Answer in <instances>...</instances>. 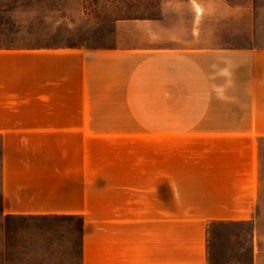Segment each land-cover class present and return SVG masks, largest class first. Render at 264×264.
<instances>
[{
	"label": "crops",
	"instance_id": "1",
	"mask_svg": "<svg viewBox=\"0 0 264 264\" xmlns=\"http://www.w3.org/2000/svg\"><path fill=\"white\" fill-rule=\"evenodd\" d=\"M191 1L107 46L0 48L3 213L73 219L78 264H264V0Z\"/></svg>",
	"mask_w": 264,
	"mask_h": 264
},
{
	"label": "rangeland",
	"instance_id": "2",
	"mask_svg": "<svg viewBox=\"0 0 264 264\" xmlns=\"http://www.w3.org/2000/svg\"><path fill=\"white\" fill-rule=\"evenodd\" d=\"M170 1L172 10L176 9L171 11L172 22L188 25L194 19L193 2L165 0L166 4ZM163 3L164 0H0V48L107 46L114 41L110 30L116 20L156 15ZM219 13L223 14L215 31L219 40H226L225 11L220 9ZM177 101L178 97H172V104ZM145 108V99L140 97V119L150 117ZM153 116L163 119L160 113ZM68 222L74 224L66 217L5 215L0 192V264H78L75 236L66 235Z\"/></svg>",
	"mask_w": 264,
	"mask_h": 264
}]
</instances>
